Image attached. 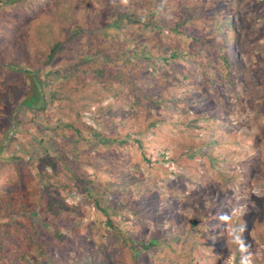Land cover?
I'll return each mask as SVG.
<instances>
[{
    "label": "rangeland",
    "instance_id": "1",
    "mask_svg": "<svg viewBox=\"0 0 264 264\" xmlns=\"http://www.w3.org/2000/svg\"><path fill=\"white\" fill-rule=\"evenodd\" d=\"M0 1L2 26L22 31L31 19L27 6L14 0ZM27 1L31 11L36 13L48 3V0ZM150 3L160 10L154 18H140L133 10L128 15L135 22H124L117 27L110 26L115 12L108 6L103 14L105 29L101 34H106L109 41H117V45L112 46L119 54L131 57L124 62L128 66L143 65L142 69L136 67L140 87L158 83L157 90H162L161 85L167 84L170 89L178 87L176 95L195 94L196 101L176 106L164 102L165 106L157 108L155 96L149 97L154 104L142 101L139 105L128 96L122 103L116 102L103 85H98L99 97L104 100L99 108L91 106L80 120V128L86 127L90 137L80 140L65 136L56 128L60 120L57 116H50L46 122L37 115L38 125L26 133L23 129V133L14 134L13 153L30 162L36 171L39 160L35 155L44 156L45 151H52L55 143H61L68 153L72 149L76 151L71 154L73 158L70 157L71 169H57L59 176L52 174L68 185L65 191L57 188L53 193L71 206L74 214L69 217L78 219L80 240L88 244L83 257L74 255L75 264H125L123 255L127 249L120 246V242H125L122 235L147 245L155 228H143V222L137 218L144 214L142 210L159 211L158 207L151 208L153 195L167 199V203L171 199L186 204L197 201L201 203L197 208L202 205L206 211L202 229L203 242L208 248L198 253L195 264H264V0H152ZM150 3L147 4L150 6ZM226 5L228 9L224 8ZM213 9L233 10L231 18L234 20L212 13ZM186 18L187 28H179L180 33L175 35L173 25ZM226 24L234 26V36L230 35ZM185 33L188 49L172 62L167 60L170 47L183 40ZM209 37L214 38L212 43L208 42ZM235 40L237 48L231 57L223 47ZM143 50L149 54L143 53L141 59L133 56ZM118 65L123 66L121 62ZM121 71L125 77L133 72ZM47 72L50 75L43 73L42 81L33 76L12 78L21 86L27 82L30 87L27 105L39 108L45 98H50L49 87L59 82L60 72ZM4 74L0 72V84H3L0 92L5 89ZM121 103L122 113L116 111ZM107 106H112L114 112L105 114L102 110ZM16 115L26 117L22 112ZM153 119L159 122H154L152 132L138 138L152 141L150 155L159 158L160 173L150 171L131 146L126 154L122 148L105 142L106 138L122 133L124 125L143 126ZM13 125L11 122L8 138L13 134ZM135 138L136 135H132L133 144ZM2 142L1 138L0 147ZM83 154L95 156L93 164L78 165L83 162L80 160ZM76 155L79 158L75 159ZM4 157L10 158L8 154ZM102 159L110 163L109 179H104L101 168L95 167L102 165ZM73 168L79 169L78 177L86 180V185L74 180ZM83 171L92 175V180L87 179ZM33 178L32 195L37 199L45 184L37 174ZM185 207V213L192 211L190 206ZM42 210L41 206L34 209L32 219L53 229L54 218L47 213L42 215ZM175 211L173 216L163 215L164 219L154 225L163 231L161 236L155 234L163 243L138 252V264H182L183 256H173L168 244L188 242L194 230L189 228L190 219L186 214ZM54 223L62 228L63 235H68L69 221ZM216 239H222L223 243L217 244ZM49 255L52 260L47 264H62L56 250Z\"/></svg>",
    "mask_w": 264,
    "mask_h": 264
},
{
    "label": "trees",
    "instance_id": "2",
    "mask_svg": "<svg viewBox=\"0 0 264 264\" xmlns=\"http://www.w3.org/2000/svg\"><path fill=\"white\" fill-rule=\"evenodd\" d=\"M35 1L39 2V0ZM150 1L48 0L47 7H43L39 13H36L31 11L27 0H14L15 3L20 2L24 7L27 6L31 15L30 21L22 31L9 27L6 29L0 22V72L5 73L2 80L5 82V89L0 92V139L2 138L4 142L0 147V264H47V262H51L52 256L49 254L54 250L61 256L62 264H75L74 255L80 254L83 257L87 252L85 247L88 245L80 240L78 219L72 220L69 217L70 214H74L71 211V206L57 193H53L54 189L60 188L65 191L68 188V185L60 177L59 179L54 178L52 174L57 173L59 176L61 168L71 169L70 157L73 158L71 154L76 151L73 152L72 149L68 153L61 143H55L52 151H45L44 156L35 155L39 160L35 171L30 162L24 161L22 156L14 155V134L23 133V129L26 133L35 124L38 125L37 115H41L46 122H49L50 116H57L60 120L56 128L61 129L63 135L76 137L80 140L87 139L90 134L86 127L80 128V120L83 113L87 112L91 106L96 105L99 108L104 100V97H99L98 85H103L105 91L109 92L116 102L122 103L128 96H131L130 99L135 100L137 105L142 101H151L149 97L155 96L158 100L157 108L165 106V103L176 106L179 103H181L180 105L183 103L189 105L196 101L195 94L182 96L177 93L176 95L178 87L170 89L167 84L165 87L161 85L162 90H157L158 83L150 87H140L138 82L141 79L139 80V77L136 76V70L137 68L142 69L143 65L140 67L136 66L137 63H132L128 66L124 62L131 57L119 54L112 46L117 45V41L115 39L109 41L106 34H101V31L105 29V25L102 23L103 14L108 6L115 12L114 18L110 20V26L117 27L124 22H135L132 16L128 15L132 14L133 10H136L140 18L145 16L154 18L160 10ZM147 3H150V6ZM227 6L224 8H228ZM221 10L213 9L211 12H217L225 17L232 16L234 12L233 10ZM203 12H205L204 9ZM188 22L186 18L175 23L173 33L179 34V28H183ZM226 27L231 31L230 35L234 36L232 33L234 28L228 24ZM207 40L212 43L214 38L209 37ZM227 47L228 49L233 48L234 43H226L223 51L226 52ZM178 50V47H173L167 60L170 59L172 62L177 59ZM143 53L149 54L143 50L133 56L141 59L144 56ZM119 62L123 66L118 65ZM121 69L133 70V72L125 77L121 73ZM49 70L60 72L57 75L59 82L53 87H49L52 92L50 98H45V103L39 108L27 105L26 99L29 97L30 87L27 82L21 86L12 78L16 75H21L25 79L28 76H33L36 80L42 81V74L46 73V76H49L50 73L47 72ZM188 80L190 83L193 82ZM160 82H163V77ZM127 87L130 89L125 91ZM151 102L154 104V101ZM122 103L116 105L123 106ZM121 106L116 111L119 110L122 113ZM102 111L108 115L114 112V108L107 106ZM17 112L24 113L26 117L16 115ZM3 119L4 121L1 122ZM158 120L153 119L151 122L137 127L126 126L121 121L124 131L112 136L111 139L106 138L105 142L115 144L116 147L122 148L123 153L126 154L130 151L127 148L131 146L150 171L160 173L159 158L150 155L149 144H152V141L138 138L146 132H152L154 122L157 123ZM11 122L14 124V130L11 137L8 138V134L12 131ZM112 124L115 125V123ZM18 127L21 128V132L18 131ZM132 130H134L133 133ZM134 134L136 135L135 144L132 143ZM4 154H8L10 158L4 157ZM77 158L79 156L76 155L75 159ZM80 158L83 162L78 165L82 167L93 164L95 160V156L85 154L80 155ZM105 160L102 159V165H95V167L101 168L104 179H109L111 166ZM108 162L110 161L108 160ZM51 170L53 172L49 174ZM79 172V169L75 168L74 170L73 168L74 180L86 185L87 181L78 177ZM83 172L87 179L92 180V175ZM123 172H128V170L123 169ZM34 174L41 177L45 184L43 193L37 199L32 195L35 189ZM51 179L54 182H51ZM116 190L118 189H115V193H117ZM152 198L151 208L158 207L159 211L152 213L150 210H142L144 214L138 216L137 220L143 222V228H155V230L149 236L151 238L147 245L141 240L136 241L132 237L125 238L122 235L125 242H120V246H125L127 249L123 255L125 264H138V252L146 251L150 246L163 243V239L155 237V234L161 236L163 231H159L154 225H157L159 219H164L163 215L165 214L173 216V212L177 213L175 210L185 213V206H190L192 209L190 213L185 214L190 219L188 221L189 228L193 229L194 233L186 243L183 240L180 245H168L171 247L169 250L173 256H183L182 264H195L196 259H199L198 253L208 248V245L203 242L202 229L206 211H203L202 205L197 208L201 203L194 201L186 204L184 201L174 199H171L174 202L167 203V199L161 200L159 196L154 198L153 195ZM34 202H36L35 205ZM40 206L43 207L42 215L47 213L54 218L53 229L43 227L32 219L31 214L34 209ZM62 215H64V219L60 218ZM56 221L70 222L71 230L67 229L69 232L67 236L62 234V228L54 223ZM215 241L217 244L223 243L222 239ZM88 254L91 253L88 252Z\"/></svg>",
    "mask_w": 264,
    "mask_h": 264
},
{
    "label": "clouds",
    "instance_id": "3",
    "mask_svg": "<svg viewBox=\"0 0 264 264\" xmlns=\"http://www.w3.org/2000/svg\"><path fill=\"white\" fill-rule=\"evenodd\" d=\"M228 9V8H227ZM224 16V15H223ZM232 16H234V12H233V15ZM228 20H231L232 18H231V16L230 17H226ZM232 20H234V19H232ZM228 25H230V26H232L233 28H234V26L233 25H231V24H228ZM187 24L183 27V28H187ZM175 37V36H174ZM186 37H187V33H185V37L183 38V40H181L180 39V42L179 43H177V44H175V45H172L170 48L172 49L173 47H178V52H177V56H180L181 55V52H183V51H186L187 49H188V45H187V43H186ZM229 43V42H228ZM231 43V42H230ZM232 43H234V47L233 48H229L228 49V47H227V51H226V53L227 54H229V56H233V50H236V48H237V42H236V40L235 41H232ZM227 61H229V60H227ZM228 64H230V61H229V63ZM230 66V65H229Z\"/></svg>",
    "mask_w": 264,
    "mask_h": 264
}]
</instances>
